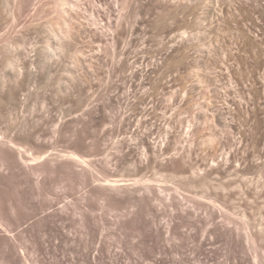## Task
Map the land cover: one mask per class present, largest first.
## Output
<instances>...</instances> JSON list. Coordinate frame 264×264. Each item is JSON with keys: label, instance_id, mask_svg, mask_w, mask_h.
Here are the masks:
<instances>
[{"label": "rangeland", "instance_id": "1", "mask_svg": "<svg viewBox=\"0 0 264 264\" xmlns=\"http://www.w3.org/2000/svg\"><path fill=\"white\" fill-rule=\"evenodd\" d=\"M0 264H264V0H0Z\"/></svg>", "mask_w": 264, "mask_h": 264}, {"label": "bare ground", "instance_id": "2", "mask_svg": "<svg viewBox=\"0 0 264 264\" xmlns=\"http://www.w3.org/2000/svg\"><path fill=\"white\" fill-rule=\"evenodd\" d=\"M65 1V0H64Z\"/></svg>", "mask_w": 264, "mask_h": 264}]
</instances>
